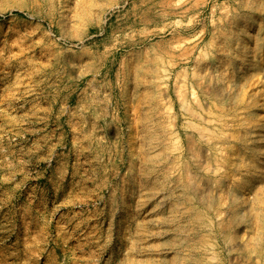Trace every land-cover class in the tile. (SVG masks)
<instances>
[{
    "label": "rangeland",
    "instance_id": "1",
    "mask_svg": "<svg viewBox=\"0 0 264 264\" xmlns=\"http://www.w3.org/2000/svg\"><path fill=\"white\" fill-rule=\"evenodd\" d=\"M126 1L0 0V264H264V0Z\"/></svg>",
    "mask_w": 264,
    "mask_h": 264
},
{
    "label": "bare ground",
    "instance_id": "2",
    "mask_svg": "<svg viewBox=\"0 0 264 264\" xmlns=\"http://www.w3.org/2000/svg\"><path fill=\"white\" fill-rule=\"evenodd\" d=\"M127 0L124 3V6L127 5ZM132 3L137 5L135 15L133 16V21L130 23L131 29H134V35L132 39L137 42L143 43L151 41L157 38H162L169 34V28L164 26L160 30L154 29L157 27V23L165 19L163 15H171L167 11L175 9L177 6L178 0H134ZM121 5L120 1L117 2V7ZM162 9L166 12H161ZM143 26L144 29L137 31L138 26ZM263 136V132L260 133L259 138Z\"/></svg>",
    "mask_w": 264,
    "mask_h": 264
}]
</instances>
